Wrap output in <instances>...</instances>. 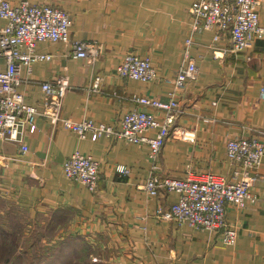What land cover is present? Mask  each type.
<instances>
[{"label":"crops","instance_id":"0c3cea01","mask_svg":"<svg viewBox=\"0 0 264 264\" xmlns=\"http://www.w3.org/2000/svg\"><path fill=\"white\" fill-rule=\"evenodd\" d=\"M20 0H10L16 4ZM51 4L72 20L69 37L101 46L94 60L73 57L69 43L39 41L38 59L21 65L18 91L27 104L45 107L41 82L66 75L69 87L61 115L71 121L91 119L112 133L88 130L84 137L64 121L34 118L35 129L25 128L18 142L0 136V194L33 218L44 215L61 235H76L86 245L77 247L91 264H264V178L251 192L256 199L243 207L228 205L225 219L237 231L233 244L222 241L219 230L191 227L167 219L178 193L160 189L149 195L143 188L150 161L146 144L118 135L125 112L141 107L132 94L167 99L178 95V114L159 154L160 177L201 176L213 173L226 180L240 177L241 164L226 154L230 138L256 137L264 142V36L247 35V44L230 50L228 33L214 39V31L193 35L189 53L197 75L175 88L174 75L185 62L184 43L195 0H29ZM259 23L264 25V0H258ZM6 20L0 18V27ZM148 56L154 79L141 81L116 73L122 56ZM6 60L0 57V69ZM100 78L98 89L93 82ZM215 102V103H214ZM159 119L163 112L154 110ZM155 129L148 131L153 135ZM189 133L190 138L181 133ZM77 150L98 163L96 189L91 192L63 174V161ZM127 168L121 172L119 166ZM257 172L264 175V156Z\"/></svg>","mask_w":264,"mask_h":264},{"label":"built area","instance_id":"2783aa9c","mask_svg":"<svg viewBox=\"0 0 264 264\" xmlns=\"http://www.w3.org/2000/svg\"><path fill=\"white\" fill-rule=\"evenodd\" d=\"M257 1L195 0L191 3V22L184 43L185 62L175 72V88L184 86L197 75L196 63L189 53L195 33L212 30L214 39L228 33L230 50L234 52L246 46L248 34L264 36V25L259 23L255 8ZM0 18L6 20L5 25L0 27V57L6 60L5 68L0 69V136L18 142L20 149L26 150L22 135L25 128L30 132L34 131V118L37 115L47 116L52 123L64 121V125L73 128L80 137H84L88 130L112 133L111 127H97L91 119L75 122L62 117V101L69 87L66 75L41 82L45 102V107L41 110L25 103L18 91L20 66L29 65L38 59L51 58L49 53L35 51L39 41L69 43L73 57L89 60H94L101 54V46L91 41L70 38L71 18L65 11L51 4L31 3L29 0L13 4L10 0H0ZM116 73L120 77L141 81H149L156 76L150 58L132 52L122 56ZM99 81V77L94 79L93 90L98 89ZM260 96L264 98V86L260 88ZM130 100L141 107H134L124 113L118 135L128 142L146 144L149 147L150 167L143 188L152 196L157 195L160 189L178 193L177 200L171 203L169 209H158V214L191 227L219 230L225 244L235 243L237 231L227 224L225 210L228 205L243 207L256 199L251 188L259 178H264L256 170L264 156V142L256 137L227 140V156L239 162L243 168L237 179L226 180L213 173L160 177L161 148L169 133L176 129H172V124L182 112L178 95L172 90L167 99L163 100L132 94ZM154 110L163 112L162 119L157 117ZM150 129H155L153 135L148 134ZM262 134L264 135V131ZM181 135L190 138L187 132H182ZM62 167L66 178L82 183L91 192L96 189L98 163L91 156L74 150L63 161ZM117 169L127 172V168L122 165Z\"/></svg>","mask_w":264,"mask_h":264},{"label":"rangeland","instance_id":"374dc122","mask_svg":"<svg viewBox=\"0 0 264 264\" xmlns=\"http://www.w3.org/2000/svg\"><path fill=\"white\" fill-rule=\"evenodd\" d=\"M0 194V264H91L76 248V235H61L44 215L36 217Z\"/></svg>","mask_w":264,"mask_h":264}]
</instances>
